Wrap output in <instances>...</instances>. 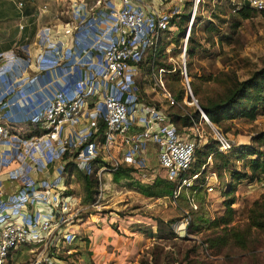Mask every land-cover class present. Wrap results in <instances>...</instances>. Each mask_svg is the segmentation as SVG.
I'll return each mask as SVG.
<instances>
[{
	"label": "built area",
	"instance_id": "built-area-1",
	"mask_svg": "<svg viewBox=\"0 0 264 264\" xmlns=\"http://www.w3.org/2000/svg\"><path fill=\"white\" fill-rule=\"evenodd\" d=\"M199 1L193 0L190 25ZM245 1L264 13V0ZM98 2L103 3L105 9L90 14L84 13L79 5L71 7L77 21L74 26L77 34L80 35V30L89 29L92 42L81 49L76 39L68 51L69 55L78 57L83 53L90 55L96 52L97 68L93 67L81 75L75 81L71 94L58 91L43 100L41 109L26 114L24 120L36 125L38 133L24 136L14 126L17 121L3 120L0 115V164L3 155L11 150L4 160H16L18 166L9 172V178L20 182L16 190L0 198V264H8L9 254L21 245L39 244L43 250L50 251L52 248L57 254L61 247L76 239V231L72 229L73 219L78 214L76 197L73 194L63 195V165L51 179L36 180L29 175V172L47 169L50 162L63 158L64 154L84 171L97 158L101 146L110 163L102 164L99 170L111 171L120 164H144L140 158L141 151L148 142H152L158 165L164 169L166 179L174 183L172 196L175 198L183 187L191 186L200 173H193L187 178L179 177L190 167L199 144L197 136L201 134L179 131L167 119L164 109L141 102L134 82L137 62L168 27L172 14L180 10L177 7L171 11L150 9L134 0ZM234 2L238 7L240 1ZM17 3L22 6L23 0ZM188 33L187 29L186 38ZM44 39L49 51H41L36 57L43 71L61 63L64 57L55 41L48 37ZM78 61L75 59V63ZM23 62L28 64L29 58H23L18 64ZM69 70L74 73L75 66ZM162 71L163 68L158 69V73ZM158 83L163 86L161 76H158ZM165 95L170 104L175 102L170 92L166 91ZM3 98L0 96V107L5 104ZM198 110L201 119L211 124L199 106ZM99 119L105 124L100 142L94 137ZM191 119L190 127L197 129V121L193 117ZM80 122L84 125L75 128ZM214 133L219 149L227 150L232 146V142L221 132L214 129ZM1 145L6 148L2 149ZM115 147L126 148L120 160L111 158ZM259 185L264 188V179L259 181ZM45 255L41 256V262L53 264L52 256ZM37 261L33 264H39Z\"/></svg>",
	"mask_w": 264,
	"mask_h": 264
},
{
	"label": "rangeland",
	"instance_id": "rangeland-1",
	"mask_svg": "<svg viewBox=\"0 0 264 264\" xmlns=\"http://www.w3.org/2000/svg\"><path fill=\"white\" fill-rule=\"evenodd\" d=\"M182 2L183 8L180 11L188 12L184 29L180 31L174 26L165 32L164 36L165 41H172L166 44L167 55L162 59L171 63L172 67L163 66L161 73H158V70L147 73L138 65L134 82L140 101L153 103L165 111L192 114L197 111L195 120L198 128L183 125L180 120L177 122L179 131L200 133L201 135L197 136L199 143L208 139V143H213L215 129L232 144H253L261 149V157H264V113H258L254 119L238 115L232 119H223L218 124H209L205 119H201L202 115L198 110L199 106L205 113L201 103L225 98L226 93L236 87L237 82L248 78L264 65V13L254 10L251 16L241 18L232 9L234 0H200L190 25L193 0ZM211 13H216V16ZM208 19L216 26L214 29L208 27ZM187 29L189 33L186 38ZM180 32L182 34L179 38ZM190 45L194 46V52L191 54L187 52ZM147 52L148 49L142 58H145ZM176 69H179V78L172 74ZM158 76H161L163 86L159 85ZM171 83L176 87L182 86L184 95L170 107L165 92L173 94L168 86ZM192 83L197 86L198 93L194 92ZM206 160L207 164L200 166L202 172L196 178L199 182L204 181V188L190 194L186 187H183L180 193L185 191L186 199L180 198V194L176 198L171 195L169 183L172 181L166 179L164 169L154 159L146 166L142 164L134 169L130 178L118 180H114L112 175H104L102 170L99 172L100 167L93 165L97 185L94 196L88 202L84 200L82 180L77 173L73 171L72 177L67 179V171L64 169L63 186L66 187L68 181V188L72 187L77 192L76 196L81 197L72 229L76 231L78 222L87 218L91 221H107L115 227L119 235H127L128 230L140 229L143 244L134 264H263L264 231L254 228L248 230L243 244L229 240L225 245L212 247L207 241L209 237L222 234L220 228H209V222L224 211V193L230 182V169L221 170L219 177L216 163L221 160L218 157H207ZM230 161L232 167L237 168L243 167L242 163H247L248 158L243 161ZM54 162L55 160L49 165ZM91 165L92 163L89 169ZM158 179L163 181L151 188L145 187L153 185ZM196 180L192 184L196 183ZM66 190H63V195L70 194ZM261 196H264V188L260 187L254 178L244 179L237 184L235 202L232 205L235 213L231 224H235L240 232L246 231L247 215L253 200ZM158 221L162 223L158 224ZM81 228H85V225H81ZM170 228L174 232L171 237ZM76 234L81 236V229L79 235L77 231ZM203 241L205 243H202ZM70 261L72 264H79L77 260L75 263L71 259Z\"/></svg>",
	"mask_w": 264,
	"mask_h": 264
},
{
	"label": "crops",
	"instance_id": "crops-1",
	"mask_svg": "<svg viewBox=\"0 0 264 264\" xmlns=\"http://www.w3.org/2000/svg\"><path fill=\"white\" fill-rule=\"evenodd\" d=\"M112 1L117 2V0ZM17 2L18 0H0V96H3L5 101V104L0 107V115L3 120L17 121L14 123L17 132L27 136L31 132V123L24 120L26 114L41 109L43 100L58 91L71 94L75 81L86 71L92 70L93 67L96 69L98 66L96 52L90 55L83 53L79 57L75 54H68L76 39L81 49L86 48L92 42L89 29L80 30L78 31L80 35L77 34L74 28L77 21L72 15L71 7L79 5L82 11L88 14L102 11L105 7L98 0H23L22 6H18ZM134 2L155 10L171 11L175 7L179 10L183 8V2L176 0H134ZM66 29L69 31H65ZM46 37L55 41L58 51L64 57L61 63L47 67L43 71L36 57L41 51H49V48L44 45ZM25 57L29 58V63L23 62L19 65L18 63ZM75 59H79L78 63H75ZM71 66H75L74 73H70ZM88 99L91 105L92 99L90 97ZM82 125L84 123L80 122L75 128L82 127ZM98 132L99 130L95 132L94 137L100 142L102 134L99 135ZM1 148L5 149L6 146L1 145ZM99 148V154L109 164V157L101 146ZM125 151L126 148L115 147L112 149L111 158L120 160ZM10 152L11 150L7 155H3V161L0 164V198L9 195L20 186L18 180L9 178V172L18 166L16 160L11 162L4 160ZM141 153L140 158L145 163L143 166L150 163L152 159L157 161L155 145L152 142H148ZM67 161L71 159L68 157L56 159L47 169L29 172V175L36 180L51 179L57 175L60 165L64 167ZM124 165L132 166L131 164ZM141 165L132 167L136 169ZM104 170L102 169L105 172L104 175L109 177L112 175L111 171ZM74 196L77 208L81 197L76 194ZM81 225H85V228H81ZM79 229L82 234L79 237L76 236V245L73 248L65 249L69 246L67 244L61 247L56 254L53 253L52 248L50 251L43 250V246L39 244L26 245L20 250L19 248L13 250L8 257V264L10 262L20 264L25 258L28 259L25 264H33L35 260H38L36 263L44 264L41 262V256L45 254V256H52L53 264H66L67 261L62 258L71 254L72 251L80 252L79 264H87V262L134 264L136 262V256L143 244L140 231L128 230L126 233L125 230L127 235H119L115 227L107 221L103 219L91 221L89 218L80 220L76 225L78 235ZM70 259L72 260L71 257H67V260Z\"/></svg>",
	"mask_w": 264,
	"mask_h": 264
},
{
	"label": "trees",
	"instance_id": "trees-1",
	"mask_svg": "<svg viewBox=\"0 0 264 264\" xmlns=\"http://www.w3.org/2000/svg\"><path fill=\"white\" fill-rule=\"evenodd\" d=\"M240 1L238 4V7H236V3L233 2V10L235 11L236 15L241 18H247L252 15L254 12L253 7L249 5V3L245 0H238ZM216 13H211V15H215ZM216 16V15H215ZM199 17V15H198ZM188 21V12L179 11L177 13H174L170 19L169 24L166 29L162 31L159 38L157 39L156 43L152 45L145 56V58H141L137 64L142 66L147 73L151 71H156L158 68H171V63H166L162 58L165 57L167 54L165 52V46L170 41H165L164 36L165 32L169 31L172 27H177L178 30L184 29L186 22ZM208 22V27L214 29L216 26L211 22V19L206 20ZM182 32L179 33V38L181 37ZM192 39V38H191ZM190 39V40H191ZM189 54L194 52V46L190 45L188 47ZM174 77L179 74V69H176L172 73ZM193 84V83H192ZM236 87H233L229 89V92L226 93V97H222L219 100H206L205 102L201 103L202 109L205 111L207 117L209 120L215 124L220 123L223 119H232L235 118L238 115H243L247 117L248 119H254L258 113H264V65L256 70L251 76L248 78L237 82ZM170 90L173 92L172 97L174 98L175 102L170 104V107L173 106L177 100H180L183 98L184 95V89L182 86H175L173 83L168 85ZM194 86V92L198 93L197 86L193 84ZM150 103V102H148ZM153 104V103H152ZM155 105V104H153ZM156 106V105H155ZM159 107V106H156ZM166 117L169 121L173 122L175 126L177 127V122L182 120L183 125H191L192 119L191 117L197 118V111H195L194 114L192 113H180L176 111H165ZM105 124L102 119H99L98 121V130L99 135L102 134L104 130ZM177 129H179L177 127ZM39 128L36 127V125L31 124V132L30 134L38 133ZM264 134V133H263ZM255 139V137H252ZM210 139L206 140L205 142L199 143L194 151V159L190 165V167L182 171L179 175L180 178H187L191 177L193 173H196L200 171V166L202 164H207V157H212L213 159L218 157L221 161L219 163H216V166L218 168L217 176H221V170L223 169H230V182L227 184V190L224 193V196H226V200L224 202V211L220 216H217L213 218L210 222L209 228H220L222 234L214 237H209L207 240L210 242V246L215 245H225L229 240H233L236 242H240L243 244L244 240L246 239V235L248 234V230L254 228L260 231H264V196H261L260 198H257L253 200L252 206L249 209L248 215H247V223H246V231L240 232L235 224H231L233 221V216L235 213V209L232 207L233 203L235 202V191L237 188V184L244 179H255L257 182L264 179V157H261L262 151L258 147L254 146L251 143H243V144H232V146L229 148V150L226 152L225 150L219 149L218 141L217 139H213V143H208ZM258 155V156H257ZM67 154L63 155V158H66ZM248 158L247 163H242L243 167H232V163L230 160L233 161H239L244 160ZM102 164H108L103 160L101 155L99 154L96 159L93 160L92 165L89 170L83 171L80 170L75 166L73 161H67L64 164V167L67 171V179H70L73 175V171L77 173L79 178L82 180V194L84 196V200H90L94 196V193L96 192V185H97V177L94 175V166L96 165L99 167ZM96 167V169H97ZM135 168L132 166H127L120 164L113 170L112 176L114 180H118L120 178H130L131 172ZM202 171H200L201 173ZM199 173V175H200ZM196 180V179H195ZM194 180V181H195ZM203 180V178L201 179ZM200 180V181H201ZM163 180L158 179L154 181L153 185H146V188H151L152 186H156L160 184ZM68 181H66V191L69 193H74V189L68 188ZM204 181L199 182L196 180V183H193L191 186L186 187V190L192 194L195 190H202L204 188ZM171 184V195L172 190L174 187V183L170 182ZM70 189V190H68ZM184 192L182 194L180 193V198H185L186 194L184 195ZM179 196V195H178ZM186 199V198H185ZM81 201V198H80ZM86 202V201H84ZM82 204H85V203ZM161 221H158V224H161ZM191 226V223L188 224V227ZM159 227V226H158ZM140 230V229H139ZM137 230V231H139ZM170 235L174 236V232L172 228L169 230V237ZM202 243H205L203 241ZM76 245V239L73 240L69 244V246H66L65 249L68 247H74ZM26 245L19 246V250ZM67 248V249H68ZM75 253V255H74ZM11 254V253H10ZM9 254V255H10ZM73 255L75 256V259H73ZM78 256H80V252H72L71 254L66 255L65 261H67V264H72L70 260H67V257H71L72 261L75 260L78 261ZM9 257V256H8ZM28 262V259L25 258L20 262V264H25ZM9 264H13V262H10ZM87 264H92L91 262H87ZM264 264V263H263Z\"/></svg>",
	"mask_w": 264,
	"mask_h": 264
}]
</instances>
